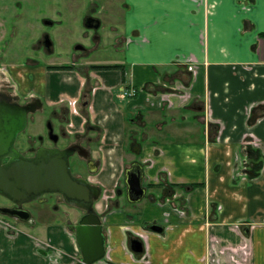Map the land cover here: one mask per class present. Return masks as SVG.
<instances>
[{
  "label": "crops",
  "instance_id": "obj_1",
  "mask_svg": "<svg viewBox=\"0 0 264 264\" xmlns=\"http://www.w3.org/2000/svg\"><path fill=\"white\" fill-rule=\"evenodd\" d=\"M121 7L123 47L112 63L121 67L89 65L59 89L52 76L73 69L35 64L14 74L22 92L69 105L70 132L98 128L100 161L90 178L103 193L95 208L106 253L94 264H264V0ZM124 84L136 95L126 97ZM135 160L143 197H112ZM11 225L0 218L1 240L20 236ZM74 251L61 260L71 264Z\"/></svg>",
  "mask_w": 264,
  "mask_h": 264
},
{
  "label": "rangeland",
  "instance_id": "obj_2",
  "mask_svg": "<svg viewBox=\"0 0 264 264\" xmlns=\"http://www.w3.org/2000/svg\"><path fill=\"white\" fill-rule=\"evenodd\" d=\"M122 1L29 0L23 1V9H2L0 33L5 44L0 47V51L4 50V56L0 58V76H3L1 66H14L12 70L16 72V67H27L28 60H35L40 65L55 66L73 63L75 67L66 68L73 69L72 71L62 69L63 72L52 76L55 89H59L57 82L68 77L69 83L72 79L77 82L78 73L81 74V69H86L89 65L112 64L120 58L117 57L121 55L123 47L116 38L122 30ZM88 15L99 19L98 28L85 27L84 18ZM44 20L51 23H45ZM42 34L50 39L49 51L43 46L35 45ZM5 78L6 76L0 78V84L7 86L10 82ZM37 129L42 131V123L33 131ZM125 199L123 195L122 201L126 202ZM16 227L20 236L11 240L0 239L6 249L0 256L1 264H49L41 249L49 250L46 242L50 239L65 253L73 249V238L62 222L34 218L32 224L16 223ZM74 252V256H78L77 250Z\"/></svg>",
  "mask_w": 264,
  "mask_h": 264
},
{
  "label": "flooded vegetation",
  "instance_id": "obj_3",
  "mask_svg": "<svg viewBox=\"0 0 264 264\" xmlns=\"http://www.w3.org/2000/svg\"><path fill=\"white\" fill-rule=\"evenodd\" d=\"M23 1L28 2L29 0H0V12L2 9H23ZM87 17L96 19L95 16L88 15L84 18V22ZM44 22L51 23L49 20H44ZM1 35L2 34L0 33V47L5 44ZM46 42H49V45L51 46L49 37L46 34H42L35 45L43 46L45 50L49 51L50 46L48 48ZM2 56H4V50L0 51V58ZM28 61V65L37 64L35 60ZM65 66H68V68L74 67L73 64H65ZM1 67L3 76H6L5 80L10 82V84H7V86L4 83H2V85L0 84V99L8 97L9 99H7L6 103L7 105H10V107L12 106V109H14L15 106L29 107L26 112V125L24 129L16 135L14 147L24 156H33L41 147L68 150L71 152L69 155V165L72 174L85 178L91 185L100 187L90 178L91 173L93 172L92 169L96 168L100 161V156L95 150L99 147L98 128L91 124H86L83 132H70L67 126L69 119V105H66L65 103H58L55 105L48 104L39 94L34 92L31 93L29 91L25 93L22 92L15 79L14 74L16 73L14 70L8 67L5 68L4 66ZM3 76H0V78ZM41 123L42 131L37 129V131L34 132L33 129ZM256 144L259 146V143L256 142ZM94 150L96 151L95 153ZM257 156L258 153L257 155L255 153V157ZM6 160L7 158H4L3 162ZM133 162L138 161L135 160ZM259 162L257 163L258 171L261 168V163ZM258 171H256V174L250 172L251 176H256ZM126 190L127 186L125 183L124 171L121 185H115L112 188L111 196L114 197L121 194L127 197ZM102 195L103 193L101 189L100 196L93 202V207L96 212L95 204L100 200ZM85 214L86 211L83 208L68 204L59 192L45 193L35 200L20 203H16L8 197L0 194V218L2 220H10L18 224L29 225L33 223L34 218L54 219L58 222H62L65 229L73 235L75 250H77L78 256H74V254L72 255L73 258L71 264H77L81 257V251L76 241L75 227ZM11 226L13 228L9 227V229L12 228L14 231H18L17 227L13 225ZM46 245L49 246V250L45 251L41 249V251L44 252V255L49 257V262L54 264H65L61 258L66 253L59 248L58 245L53 244L51 239L49 242H46Z\"/></svg>",
  "mask_w": 264,
  "mask_h": 264
},
{
  "label": "water",
  "instance_id": "obj_4",
  "mask_svg": "<svg viewBox=\"0 0 264 264\" xmlns=\"http://www.w3.org/2000/svg\"><path fill=\"white\" fill-rule=\"evenodd\" d=\"M85 26L97 28L99 20L87 17ZM49 48V42H46ZM8 97L0 99V194L20 203L39 198L45 193L59 192L64 200L81 207L86 214L75 227L77 244L81 257L77 264H94L106 253V237L101 218L93 207L100 196V187L91 185L85 178L72 174L69 165L68 150L41 147L33 156L22 155L15 147L14 140L18 132L26 125V112L29 107L7 105ZM7 158L5 162L3 159ZM93 170V169H92ZM143 170L139 162H133L125 170L127 199L139 201L145 190L142 187ZM149 229L161 231L158 225ZM131 249L142 250L138 239L130 240Z\"/></svg>",
  "mask_w": 264,
  "mask_h": 264
},
{
  "label": "trees",
  "instance_id": "obj_5",
  "mask_svg": "<svg viewBox=\"0 0 264 264\" xmlns=\"http://www.w3.org/2000/svg\"><path fill=\"white\" fill-rule=\"evenodd\" d=\"M122 65L119 64H110V65H91L90 68L94 69V68H113V67H121ZM48 68H68V66L65 65H49ZM256 171H258V164H255L254 166H252L251 168V172L253 174H256Z\"/></svg>",
  "mask_w": 264,
  "mask_h": 264
},
{
  "label": "built area",
  "instance_id": "obj_6",
  "mask_svg": "<svg viewBox=\"0 0 264 264\" xmlns=\"http://www.w3.org/2000/svg\"><path fill=\"white\" fill-rule=\"evenodd\" d=\"M125 95L132 96L136 93V89L134 87H129L123 91Z\"/></svg>",
  "mask_w": 264,
  "mask_h": 264
}]
</instances>
